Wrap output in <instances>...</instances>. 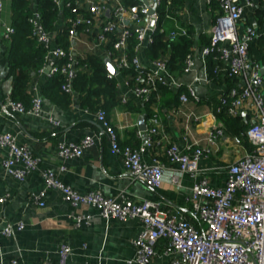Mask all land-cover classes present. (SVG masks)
<instances>
[{"label":"crops","instance_id":"1","mask_svg":"<svg viewBox=\"0 0 264 264\" xmlns=\"http://www.w3.org/2000/svg\"><path fill=\"white\" fill-rule=\"evenodd\" d=\"M9 1L3 0L0 19V133L11 134L19 144L25 145L39 159V169L32 171L21 182L14 180L6 174L2 164L8 158V153L0 148V197H5V203L0 206V264L13 258H17L21 264H56L61 244L69 245L72 250L68 264H125L135 258L132 241L142 229L138 219L124 222L105 220L95 208L70 205L59 191L45 188L41 175L43 169L56 172L65 185L80 194L100 191L105 197L118 201L147 200L177 220L186 218L197 224L188 201L193 185L206 179L212 187L224 186L227 167L252 152L253 147L246 132L255 122L257 114L252 99L246 100L235 116L225 114L221 109V100L240 83L238 79L226 80L224 64L220 63L219 71L210 73L208 61H202L201 53L207 45H204L203 38L209 41V31L219 15L218 7L207 0H184L182 6L172 7L176 20H170L172 27L165 28L166 36L176 27L188 26L194 41L190 49L194 58L193 71L182 72L179 76L173 74L174 79L186 94L187 87H192L198 100L189 98L183 103L178 98L176 104L165 106L158 98L152 106V115L158 116L159 134L153 137L154 144L142 154V160L147 164L158 161L164 166L161 186L152 189L126 174L120 156L112 151L109 136L96 122L95 113L76 104L59 108L43 100L40 117L19 115L6 109L12 89L6 56L10 36L5 32L10 25ZM235 1L244 8L241 29L251 26L257 33L249 44L248 60L260 67L263 82L258 93L264 100V73H261L264 68V0H249L253 8L246 5L247 0ZM61 25L59 21L58 26ZM91 51L107 60V47H95L89 37L81 36L72 43L73 55ZM139 58L148 66L150 61L143 51H140ZM51 64H47L45 69ZM46 79L44 72L32 77L29 88L31 95L42 99L41 85ZM118 85L121 102L107 113V121L121 147H139L146 142L152 115L145 118V104L133 97L125 85V77H119ZM123 99L127 100L126 104L122 102ZM128 103L130 108L126 107ZM49 118L59 121L60 126L54 128L48 122ZM228 118L238 119L237 124L244 130L235 134L231 125L225 122ZM141 119L144 121L143 127L139 126ZM221 126L223 134L216 136L214 131L221 129ZM211 133L215 135L214 138H211ZM84 135L93 136L94 144L81 157L67 161L57 157L58 142L75 143ZM172 144L184 153L196 148L202 150L194 175L179 174L178 166L168 161L165 152ZM60 166L66 168L63 173H59ZM174 176L177 177L176 181L173 180ZM41 193L43 196H40ZM38 201H42L43 206L38 205ZM81 216L90 218L77 224L75 218ZM16 223L24 225L21 232L11 238L2 236L1 230L6 224ZM156 253L153 264H168L169 258L163 254L162 243L157 245Z\"/></svg>","mask_w":264,"mask_h":264},{"label":"built area","instance_id":"2","mask_svg":"<svg viewBox=\"0 0 264 264\" xmlns=\"http://www.w3.org/2000/svg\"><path fill=\"white\" fill-rule=\"evenodd\" d=\"M133 1L132 5L128 0H56L55 3L61 11L66 8L73 16H62L59 30L67 29L68 39L72 43L85 36L91 39L95 47L111 46L116 57L110 60L112 54L107 49V60L118 74L114 76L109 73L110 76L119 80L122 76H119L118 70L133 68L136 76L133 79L125 76V85L135 99L145 103L156 90L157 83L172 90H178L180 83L168 71L164 59L150 61L147 66L139 58L140 51L151 42V36L157 30V8L161 6L162 0H146V4L143 0ZM207 1L218 7L219 15L209 31L208 44L201 53L202 61L206 63L209 56L216 54L215 59L224 64L226 76L238 79L240 83V86L231 88L228 95L222 98L221 109H224L228 116H235L243 103L252 99L257 114L255 122L246 132V137L253 147L252 152L227 167L224 186L212 187L206 179H201L193 185L188 201L191 204L192 217L197 224L186 218L177 220L147 200L118 201L105 197L100 191L80 194L65 185L56 172L50 169L41 171L45 188L59 191L70 205L95 208L105 220L140 221L142 229L132 241L135 258L125 264H153L159 243L163 245V254L169 258L168 264H264V100L258 93L263 79L259 65L248 60L249 44L257 37V33L251 26L241 29L240 21L244 8L235 0ZM246 5L253 8L249 0ZM152 8L155 11L150 14ZM2 12L3 0H0V19ZM262 20L264 21V15ZM29 23L34 38L46 51V62L52 63L46 75H63L65 82L62 89L73 94L71 81L75 70L71 57L60 66L54 65L55 61L66 59L68 54L55 44L52 34L43 28L40 14L35 7L32 8ZM5 32L7 36L13 33L10 25L6 27ZM186 33L185 27H176L168 36L165 35V38L175 40L177 36ZM132 35L136 37L135 54L129 59L126 51ZM193 68L194 58L188 54L182 72H191ZM158 98L159 96L157 100ZM189 98L198 100L190 86L187 87V94H181L179 100L186 103ZM122 102L126 104L127 100L123 99ZM42 105L40 96L32 94L29 108L9 98L6 109L19 115L32 114L40 117ZM95 120L109 136L112 151L120 156L126 174L152 189H158L163 182L164 166L158 161L147 164L142 160V154L154 144L153 137L159 134L158 116L153 114L150 118L148 137L139 147H121L118 144L116 133L107 121V113L104 110L95 113ZM48 122L54 128L60 126L59 121L55 119L49 118ZM220 128L214 131L216 136L223 134L222 126ZM215 135L210 134L211 138ZM93 144L94 137L91 135H84L75 143L58 142L56 155L64 161L79 158ZM0 148L8 153V158L2 164L6 174L14 180L21 182L32 171L39 169V159L25 145L19 144L13 135L0 133ZM165 154L171 164L178 166L179 174L194 175L202 150L196 148L184 153L177 145L172 144ZM65 170L64 166L59 167V173ZM176 179L174 176L173 180ZM4 203L5 197H0V206ZM38 205L43 206V202L38 201ZM89 218L76 217L75 221L79 224L81 221L87 222ZM23 228L22 223L6 224L1 234L11 238ZM71 251L69 245L61 244L57 251L56 264H68ZM1 264L21 263L17 258H13Z\"/></svg>","mask_w":264,"mask_h":264},{"label":"trees","instance_id":"3","mask_svg":"<svg viewBox=\"0 0 264 264\" xmlns=\"http://www.w3.org/2000/svg\"><path fill=\"white\" fill-rule=\"evenodd\" d=\"M56 0H10L9 24L13 29L10 35V42L7 48L8 76L12 79L11 99L21 102L26 108L31 105L30 80L33 76L40 74L47 62L45 60L46 51L33 36L29 18L32 14L33 6L40 14L43 28L52 34L54 42L62 48L68 55L66 59L55 61L54 65L67 62L71 57L75 76L71 81L73 94L62 89L65 82L63 75L57 73L47 76L46 81L41 85L42 100L59 108H69L77 106L96 113L104 110L106 113L117 107L121 99L118 94V78L111 77L106 66V61L96 53L87 52L82 55H72V42L68 39L67 29L58 27L62 16L72 18L71 12L64 8L61 11ZM184 0H162V4L157 8L158 23L157 30L151 36V42L143 48V53L149 61L164 59L166 68L171 74L181 75L184 60L194 43L191 29L186 27V35H179L175 40L165 39V28L172 27V21L176 20V15L172 14V7H180ZM129 4H134L133 0H128ZM259 13V12H258ZM80 32V30L78 31ZM203 38V37H201ZM204 45L208 44L204 39ZM202 41V40H201ZM136 37L132 35L127 43V54L129 59L134 56V46ZM112 58L116 57L111 46L107 47ZM216 54L208 57V67L210 73L220 69V63L215 59ZM119 76H128L133 79L136 72L133 68L120 69ZM226 76V74H225ZM227 77V76H226ZM230 81V78H226ZM185 93L184 88L178 90L169 89L167 86L157 83L156 90L153 91L150 99L145 102V118H150L153 111L152 106L157 103V96L160 103L165 106L176 104L179 96ZM130 108V103L126 105ZM227 125H231L233 132L239 134L244 129L239 126L236 118L225 120Z\"/></svg>","mask_w":264,"mask_h":264},{"label":"water","instance_id":"4","mask_svg":"<svg viewBox=\"0 0 264 264\" xmlns=\"http://www.w3.org/2000/svg\"><path fill=\"white\" fill-rule=\"evenodd\" d=\"M143 3L146 4V0H143ZM154 11H155L154 8L150 9V14L154 13ZM106 14L108 15V12H107ZM106 66H107V70H108V72H109L111 75L116 76V75L118 74V72H117V71L111 66L109 60H106ZM50 68H51V65H49L46 69H44L43 72H44L45 74H48ZM261 73H262V74L264 73V68L261 69ZM139 126H140V127H143V126H144V121H143L142 119L139 121ZM143 130H145V128H144Z\"/></svg>","mask_w":264,"mask_h":264}]
</instances>
